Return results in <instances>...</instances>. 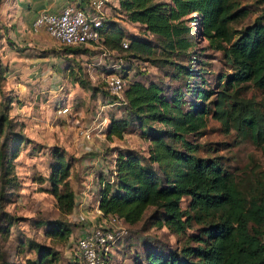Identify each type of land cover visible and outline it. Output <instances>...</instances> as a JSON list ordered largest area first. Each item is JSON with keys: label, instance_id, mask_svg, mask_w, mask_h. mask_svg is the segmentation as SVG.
I'll list each match as a JSON object with an SVG mask.
<instances>
[{"label": "trees", "instance_id": "obj_1", "mask_svg": "<svg viewBox=\"0 0 264 264\" xmlns=\"http://www.w3.org/2000/svg\"><path fill=\"white\" fill-rule=\"evenodd\" d=\"M110 11L116 20L103 18L99 44L124 63L118 74L127 80L122 101L128 118L110 119L106 133L121 138L132 122L150 145L147 156L130 148L116 152L111 178L98 177L102 181L97 208L103 216L115 215L133 226L148 207H153L158 226L165 225L173 233L197 228L196 234L188 238L194 245L179 251L145 248L143 258H135L134 264H264V189L246 197L235 176L218 161L196 156L195 147L184 136L196 134L205 126L209 113L206 101L212 92L188 86L186 79H199L200 72L181 64L180 58L175 63L172 60H195L199 40L225 58L231 72L224 76L214 96L212 117L220 121L224 132L234 130L239 139L250 140L264 156V24L254 21L234 28L248 15L237 0H116ZM122 25L136 27L137 34ZM123 41L126 47H122ZM60 46L75 54L86 53L78 49L81 46ZM155 49L167 57L154 55ZM142 58L160 67L174 63L170 69L174 82L170 96L164 93L168 88L164 83L150 80L144 84L129 79L130 59ZM3 71L0 64V85L4 82ZM164 71V75L169 73ZM78 84L84 88L85 83ZM249 87L260 92V101L243 97ZM188 92L194 100L183 97L189 96ZM198 99L205 104H199ZM12 101L5 98L0 113V200L6 199L7 191L16 185L13 161L25 139L20 124L6 115ZM147 122H156L161 128L143 130ZM178 141L184 149L176 146ZM50 157L49 193L59 214L67 216L75 197L69 185L70 165L58 149H53ZM184 197L188 202L182 208ZM40 225L46 237L68 239L70 225L65 220ZM35 249L36 258L29 264L56 262L49 247L35 245Z\"/></svg>", "mask_w": 264, "mask_h": 264}, {"label": "rangeland", "instance_id": "obj_2", "mask_svg": "<svg viewBox=\"0 0 264 264\" xmlns=\"http://www.w3.org/2000/svg\"><path fill=\"white\" fill-rule=\"evenodd\" d=\"M237 1L248 10V15L234 24V28H243L254 21L264 24V0ZM124 28L137 34L136 27ZM205 44L202 40L197 43L198 54L195 60L185 57L172 59L175 63L180 58L181 64L200 72L199 79H186L188 86L196 85L212 92L206 101L209 113L206 115L205 126L198 133L185 135L184 138L195 147L196 156L214 159L232 173L246 197L258 194V191L264 189V156L250 140L239 139L234 130L224 132L220 121L212 117V101L231 68L219 52L205 48ZM78 49L88 51L84 46ZM123 54L125 53L120 56ZM95 55L92 58L86 55L83 59L73 61L69 72L64 69L66 62L63 63L58 68L57 81L48 85L47 78L44 77L42 86L36 90H30L29 87L20 91L8 87L0 89V113L2 102L5 98H11L13 101L6 115L20 124V133L25 138L13 161L16 185L7 191L9 194L6 199L0 200V264H29L36 258L35 245L49 247L56 255L54 264H77L70 251L75 237L69 241L51 239L44 235V226L40 225L56 219H63L70 226L74 225L72 219L69 221L67 216L59 214L55 200L49 193L48 164L53 149L63 152L64 159L70 165L69 185L75 195L90 188L92 203L95 202L101 185L99 181L111 178V161L117 151L130 148L147 156L149 141L134 123L127 125L121 138L107 136L106 128L110 119H127L128 112L123 101L117 102V99L108 95L102 79L105 71L103 63L115 61L117 55L110 54L106 60L99 58V54ZM154 55L167 57L159 49H155ZM143 60L130 59L131 69L127 71L129 79L139 80L144 84L150 80L164 83L168 86L164 93L170 96L174 83L170 69L174 63L162 68L160 65H153L148 59ZM123 66L124 63L121 67ZM164 69L169 71L167 75H164ZM79 81L85 83L84 88L78 84ZM1 86H5V83L2 82ZM187 94L189 96L184 94L183 97L195 99L190 97L189 92ZM243 97L254 101L262 98L260 92L251 87L244 91ZM197 102L205 104L199 99ZM63 107L68 112L59 114L57 111ZM98 122L101 125L93 129ZM158 127L161 128L156 122H147L141 128L149 130ZM89 128L92 131L89 138L85 139L79 131L90 130ZM176 143L177 147L184 149L179 141ZM152 166L156 168L153 163ZM187 202L188 199L184 197L181 207L185 208ZM153 212L154 208L148 207L138 223L133 226L123 224L126 234L117 250H113L112 264H134L135 258H143L145 248L158 246L179 251L183 246L194 245V241L188 238L196 234L195 226L188 227L181 233H173L165 225L156 224Z\"/></svg>", "mask_w": 264, "mask_h": 264}, {"label": "crops", "instance_id": "obj_3", "mask_svg": "<svg viewBox=\"0 0 264 264\" xmlns=\"http://www.w3.org/2000/svg\"><path fill=\"white\" fill-rule=\"evenodd\" d=\"M89 1L0 0V64L4 70L3 83H5V86H1L0 89L8 87V89L20 91L22 88L29 87L30 90H36L42 86L44 77L47 78L48 85L55 83L59 77L58 68H61L63 63L66 62L64 69L69 72L73 61L78 58L83 59L86 55L89 58L96 57L95 54L98 52L89 47H87L89 51L85 54L66 51L44 30L33 25L34 18L39 12L56 13L68 3H74L81 10L88 12ZM104 3L105 17L116 20L110 11V7L113 8L116 5V0H105ZM89 191H91L90 188H87L78 196L74 192V207L67 215L69 221L72 219L74 224L70 226L68 241L75 237L70 251L76 262L78 259L76 239L98 220V215L95 213L98 197L92 203L90 200L92 192L89 193Z\"/></svg>", "mask_w": 264, "mask_h": 264}, {"label": "built area", "instance_id": "obj_4", "mask_svg": "<svg viewBox=\"0 0 264 264\" xmlns=\"http://www.w3.org/2000/svg\"><path fill=\"white\" fill-rule=\"evenodd\" d=\"M104 1L90 0L88 12L72 3H68L56 13L39 12L34 18L33 25L44 30L60 45L89 47L99 51V58L106 60L110 53L98 44L99 29L105 17ZM121 45L126 47V42L123 41ZM121 66L119 59L103 63L104 88L110 96L117 99V102L123 100V90L127 84V80L118 74ZM57 112L65 114L68 109L63 107ZM99 125L101 123H95L93 129ZM90 131L92 129L79 133L86 139L89 138ZM95 213L98 215L97 222L76 239L77 264H112L113 250H117L118 244L126 234L124 223L120 218L115 215L103 216L98 208L95 209ZM262 241L264 242V237Z\"/></svg>", "mask_w": 264, "mask_h": 264}]
</instances>
